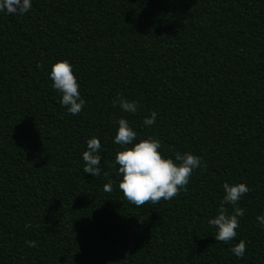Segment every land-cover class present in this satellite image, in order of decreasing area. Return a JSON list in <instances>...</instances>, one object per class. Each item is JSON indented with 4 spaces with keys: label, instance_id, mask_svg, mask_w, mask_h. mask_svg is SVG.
Masks as SVG:
<instances>
[{
    "label": "trees",
    "instance_id": "16d2710c",
    "mask_svg": "<svg viewBox=\"0 0 264 264\" xmlns=\"http://www.w3.org/2000/svg\"><path fill=\"white\" fill-rule=\"evenodd\" d=\"M60 60L80 84L78 115L52 87ZM153 111L156 123L144 125ZM120 118L137 132L131 145L114 142ZM93 137L97 177L83 171ZM148 137L165 158L189 152L201 167L187 191L137 207L119 189L115 156ZM224 183L250 189L227 244L208 223ZM258 216L264 0H32L23 16L0 12V264H264Z\"/></svg>",
    "mask_w": 264,
    "mask_h": 264
},
{
    "label": "clouds",
    "instance_id": "9594fccd",
    "mask_svg": "<svg viewBox=\"0 0 264 264\" xmlns=\"http://www.w3.org/2000/svg\"><path fill=\"white\" fill-rule=\"evenodd\" d=\"M32 7V0H0V12H7L10 15H25ZM53 81L52 87L62 94L60 103L67 107L72 115H78L85 101L80 95V84L74 75L73 65L68 60L55 62L50 73ZM120 108L129 113H136L138 103L120 98ZM117 101H113L115 106ZM157 113L153 111L149 118L143 123L152 126L156 123ZM118 131L114 142L118 145L127 146L133 144L137 132L133 130L129 122L120 118ZM101 149L99 138L93 137L87 141V150L83 152L85 166L84 173L94 177L101 174L99 167L101 156L98 154ZM161 141L152 137L135 143L133 147H124L117 152L115 163L119 166L118 172L122 179L119 182V189L124 197L133 205L141 207L146 203L156 204L161 200H171L177 197L181 190L187 191V185L195 169L201 167V157L185 152H177L175 160L165 158L161 151ZM107 175V173H105ZM225 195L218 209V215L208 221L211 226L217 229L215 240L229 243L237 236V229L240 227L239 217L244 215V209L238 207L241 198L250 191L244 183L223 185ZM106 192L112 191L111 182L104 185ZM233 206L230 214L225 205ZM257 220L264 225V216H258ZM30 227V225H28ZM29 247H37L36 241H28ZM246 251V244L241 240L231 248V252L238 258H242Z\"/></svg>",
    "mask_w": 264,
    "mask_h": 264
}]
</instances>
